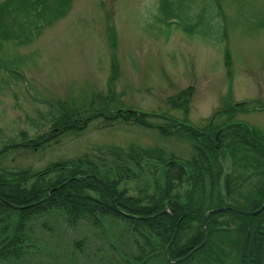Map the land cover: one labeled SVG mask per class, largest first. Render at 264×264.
Masks as SVG:
<instances>
[{
  "label": "rangeland",
  "instance_id": "1",
  "mask_svg": "<svg viewBox=\"0 0 264 264\" xmlns=\"http://www.w3.org/2000/svg\"><path fill=\"white\" fill-rule=\"evenodd\" d=\"M217 2L221 40L187 33L182 23L157 21L158 0H68L64 16L37 36L21 42L0 38V137L5 138L0 176L9 185L16 177L13 188L38 198L12 205L18 203L13 188L2 186L12 208L6 215L13 221L20 210L35 206L37 212L27 220L34 233L22 245L21 257L0 264H143L136 261L140 252L134 241L142 240L124 218H107L102 229L85 222L75 227L62 211L68 204L50 195L54 190L48 186L67 189L72 175L82 178L79 167L103 176L119 169L127 175L114 187L144 201L159 194L168 168L181 167L171 200L161 198L168 213L170 202L181 210L174 227L161 230L163 236L174 234L169 244L150 236L165 247L158 251L163 249L166 258L150 253L144 264L187 262L194 248L183 250L195 241L205 244L200 230L207 233L212 213L243 231L247 220L241 215L264 214V206L253 215L229 207L240 216L216 214L225 207H214L224 200L226 175L240 181L251 173L255 181L264 170V163L253 168L247 155L241 160L239 149L234 154L225 149L226 142L244 135L264 144V0ZM44 113L67 114L70 122L45 120ZM226 121L236 123L219 125ZM204 130L212 138L210 152L198 146ZM85 191L94 199L101 196ZM185 204L197 211L186 213ZM248 239L249 232L245 249ZM171 249L178 257L169 256ZM229 250L209 246L202 261L190 259L192 264H241L240 250Z\"/></svg>",
  "mask_w": 264,
  "mask_h": 264
},
{
  "label": "trees",
  "instance_id": "2",
  "mask_svg": "<svg viewBox=\"0 0 264 264\" xmlns=\"http://www.w3.org/2000/svg\"><path fill=\"white\" fill-rule=\"evenodd\" d=\"M68 4V0H0V38L11 41L17 40L18 42H21V40L28 41L37 36L44 25H49L58 18L64 16ZM157 4L158 12L156 20L164 22L166 26L169 25L170 19L175 18L185 26L184 29L187 33H199L207 37L212 36L216 40H221L223 38V29L217 18L219 12H217L216 8L218 4L217 0H158ZM141 115L143 116L140 117L142 120L147 116L145 113ZM129 117L139 119V117L135 115H130ZM43 118H45V120H52V122L59 119H63L61 120L62 123L70 122V116L67 114L57 115L56 113H52L46 115L44 113ZM229 121L220 123L219 125L222 126L223 124L227 126L228 124L236 123V121H232L231 123H229ZM44 122L45 121L38 122V120H35V124L39 123L40 126H44ZM202 132L204 133L199 134L198 146L210 152V150H212V138L210 137V133L206 132V130ZM21 135L23 136V133H21ZM244 136H239L235 138L236 140L226 142L225 149L231 154H234V152L239 149L237 153L241 152V160L247 155L250 163L253 164L252 167L256 168L259 166V163H264V144L262 147L258 146L252 140H248L246 138L248 137L247 135ZM3 139L5 140V138L0 137V142L4 141ZM239 160L240 158L238 157L237 161ZM237 161H235V164L238 163ZM78 169L79 171L77 170L76 172L80 173L82 178L76 180L77 176L72 175L70 178L73 179L70 180L72 181L70 185L73 184V186L71 185L69 188L67 187V189L59 187L58 191L54 189L55 185L58 184L47 187L50 191L54 190L50 195L53 194V196H57L59 200H64L66 202L65 204H68L67 211L62 209L66 215V219L74 223L75 227L85 222V224L94 228L102 229V222L105 219L116 216L124 218L125 220L123 221L129 224L130 229L137 234L139 241L142 240L143 243H139L137 238L134 240L140 252L136 257V261L140 263L143 262V264L146 263L150 253H155L157 256L161 255L163 259H165L166 256L163 250L165 247L163 248L161 244H157L151 237H161L162 240H160L162 243L166 242V244H169L170 237L174 234L171 230L163 236L161 230H170L168 228L169 226L172 229L181 214V210L174 202H170L169 204L173 207V210L170 209L168 213L165 210L166 205L161 202V198L168 201L171 200L170 194L174 189L175 181L180 178L181 167L173 165L165 171L164 189L161 188L160 190L159 188V194L150 195L149 201H144L143 198L131 197L126 194L125 190L118 191L116 186L114 187L118 180L127 175H124L123 172L120 173L119 169L113 174L107 173L104 176V173L101 171L95 174L92 167L89 166L86 168L79 167ZM257 173V177L263 178H259L255 181L251 180V173L245 176L241 174L242 177L240 181H235V177L231 174L226 175L223 181L222 196L218 192L221 198L224 196V200L221 199V201H218V203L214 205L216 209L220 207L225 208L216 211V214L222 215L223 213L232 212L240 216L241 214L233 212V210H230L228 207L241 210H253L258 208L264 201V170L259 173L261 175ZM87 174L92 177H89ZM238 177H240V175L236 176V179ZM4 178V176H0V260L6 261L9 259H17L23 254L22 245L25 244L34 233V227L28 225L27 220L37 211L35 212V206L23 209L22 211L20 210L14 221L10 218L12 216L11 214L6 215V211H11L12 208L6 204V200L8 202V199L1 188L5 184L11 188L15 184L13 181L17 178L12 176L10 185L7 184L9 182H5ZM243 186L245 188H243ZM238 188L240 189L239 192L237 191ZM18 190H20V192H18ZM85 190H95L99 192L101 196L99 199H94L91 195L87 194ZM10 193L15 194L13 199L18 198V203L13 202L12 205H25L32 203L34 200H38L37 196L35 197L25 192L24 189L19 188L18 185H16ZM195 200H197V203L200 202L199 197L195 198ZM189 205L191 206L192 204ZM188 210L191 212L197 211L188 208V205L185 204L186 213H188ZM122 213L124 216L121 215ZM5 215L6 217L4 218ZM212 216L213 213L206 219L205 227L207 228V233L205 234L204 231L202 232L200 230V239L202 238L203 242L206 241L205 244L203 243L204 245H201L199 243L200 245L198 246V242L195 241L187 249L183 250L185 254L194 248L195 253H193L190 258L196 257L202 261L200 255L204 252H208L209 246L213 249L222 248V246H224L228 249L230 247L229 252H231L233 248L240 250L241 264H263L262 234H264V214L260 213L251 217L241 215L242 219L247 220V222H244L245 231L238 228V230L231 229L226 224V220H215ZM198 217H201V215H198ZM2 222L7 225L1 226ZM203 224L204 223L201 222L202 227ZM247 232H249V239L247 248L245 249ZM240 235L242 240L238 238ZM225 238L230 239V244L225 242ZM161 247L163 249L158 251ZM175 251L176 250L171 249L169 255L171 258L178 257L174 254ZM190 258L187 262L185 261L184 264H192L193 260Z\"/></svg>",
  "mask_w": 264,
  "mask_h": 264
},
{
  "label": "water",
  "instance_id": "3",
  "mask_svg": "<svg viewBox=\"0 0 264 264\" xmlns=\"http://www.w3.org/2000/svg\"><path fill=\"white\" fill-rule=\"evenodd\" d=\"M264 206V204L257 210H254V211H250V212H247V211H242V210H238V209H235L236 211H239V212H242L243 214H246V215H253V214H256L259 212V210Z\"/></svg>",
  "mask_w": 264,
  "mask_h": 264
}]
</instances>
